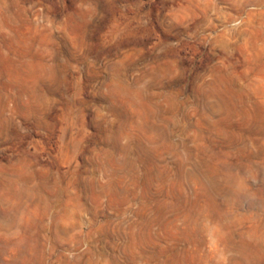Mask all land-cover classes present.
Listing matches in <instances>:
<instances>
[{"label": "rangeland", "instance_id": "374dc122", "mask_svg": "<svg viewBox=\"0 0 264 264\" xmlns=\"http://www.w3.org/2000/svg\"><path fill=\"white\" fill-rule=\"evenodd\" d=\"M0 264H264V0H0Z\"/></svg>", "mask_w": 264, "mask_h": 264}]
</instances>
